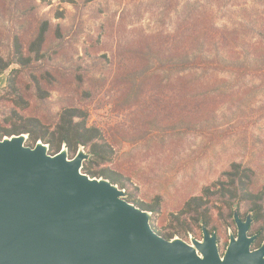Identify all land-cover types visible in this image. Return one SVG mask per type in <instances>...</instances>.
Listing matches in <instances>:
<instances>
[{
	"label": "rangeland",
	"instance_id": "rangeland-1",
	"mask_svg": "<svg viewBox=\"0 0 264 264\" xmlns=\"http://www.w3.org/2000/svg\"><path fill=\"white\" fill-rule=\"evenodd\" d=\"M234 1L246 8L239 16L248 18L251 0ZM252 2L260 5V0ZM158 5L157 0H0V52H6L13 28L29 40L40 19L49 20L44 45L49 73H35L43 97L35 92V80L21 73L28 100L22 113L52 125L64 106L84 109L87 123L100 128L115 149L107 166L126 185V196L143 202L158 197L159 211L151 213L150 222L167 232L170 214L201 194L231 162L251 167L254 188L264 184V83L244 79L220 95L207 93L198 106L197 100H180L174 86L162 88L164 82L151 79L140 100L124 106L126 86L119 74L133 61L126 52L127 36L138 38L140 29L171 30L175 20L172 14L163 22ZM0 79V95L11 105L4 91L6 74ZM234 205L245 212V202ZM216 224L222 250L235 225ZM194 233L201 237L197 229Z\"/></svg>",
	"mask_w": 264,
	"mask_h": 264
},
{
	"label": "trees",
	"instance_id": "trees-1",
	"mask_svg": "<svg viewBox=\"0 0 264 264\" xmlns=\"http://www.w3.org/2000/svg\"><path fill=\"white\" fill-rule=\"evenodd\" d=\"M157 1L162 21H171L173 17L175 20L171 30L140 29L138 38L134 33L127 36L130 40L126 52L133 61L119 74L126 86L122 99L124 106L137 103L151 79L164 82L162 88L174 86L173 92L180 100H197L198 106V101L207 93L220 95L227 87L233 89V83L244 79L264 83V0H260L258 6L251 0L248 18L239 16L240 8L245 11L246 8L234 0L228 3L219 0ZM220 10L224 15L217 18L215 13ZM50 28L49 20L40 19L29 40H24L17 28H13L6 52H0V76L6 74L4 91L11 97L10 105L3 102L0 95V138L25 133L27 144L34 145L41 140L48 144L50 153L65 146L69 156L82 145L90 154L82 171L92 177L107 178L125 189L121 178L107 166L115 155L112 143L100 128L87 123L88 115L84 109L64 106L52 125L22 113L28 100L24 98L19 82L21 73L35 80V92L43 97V88L35 73L40 69L43 74L49 73L44 45ZM254 178L251 167L231 162L228 169L202 189L201 194L190 196L178 211L171 213L168 231H159V234L166 238L182 233L188 237L196 236L194 230L201 233V224H204L209 233L216 234L220 243L216 222L232 226L234 204L243 201L246 209L244 213L239 211L240 218L243 220L248 212H252L249 234H257L252 247H259L264 244V184L254 188ZM126 199L151 213L159 211L158 197L152 202L139 201L128 195ZM226 243H223V249Z\"/></svg>",
	"mask_w": 264,
	"mask_h": 264
},
{
	"label": "water",
	"instance_id": "water-1",
	"mask_svg": "<svg viewBox=\"0 0 264 264\" xmlns=\"http://www.w3.org/2000/svg\"><path fill=\"white\" fill-rule=\"evenodd\" d=\"M26 140L0 138V264H264L251 211L242 220L234 205L223 250L204 224L200 238H166L125 189L82 171V145L69 157Z\"/></svg>",
	"mask_w": 264,
	"mask_h": 264
}]
</instances>
